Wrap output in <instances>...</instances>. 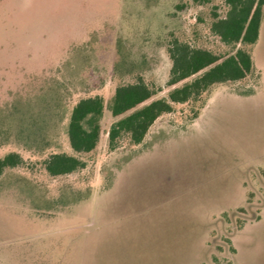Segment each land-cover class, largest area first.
<instances>
[{"label":"rangeland","instance_id":"obj_1","mask_svg":"<svg viewBox=\"0 0 264 264\" xmlns=\"http://www.w3.org/2000/svg\"><path fill=\"white\" fill-rule=\"evenodd\" d=\"M214 12L222 0H0V157L26 160L0 178V264H264V16L246 79L175 104L139 145L112 151L103 131L85 168L44 166L73 153L61 116L80 98L109 103L139 76L167 94L173 36L228 52Z\"/></svg>","mask_w":264,"mask_h":264},{"label":"trees","instance_id":"obj_2","mask_svg":"<svg viewBox=\"0 0 264 264\" xmlns=\"http://www.w3.org/2000/svg\"><path fill=\"white\" fill-rule=\"evenodd\" d=\"M194 1L211 3L213 0ZM222 1L226 12L224 15L214 12L209 29L230 47L228 52L217 53L173 36L168 45L172 66L167 94L157 96L160 89L139 76L136 82L118 85L109 103L102 95L80 98L69 114L64 111L61 116L62 121L68 120L66 134L73 153H51L44 161L47 172L60 176L85 168L87 161L81 154L97 148L103 131L108 134L112 151L124 138L132 145H139L161 116L175 110V104L200 102L214 85L246 79L254 68L250 47L260 36L264 0ZM25 163L19 152L6 153L0 157V178L6 169Z\"/></svg>","mask_w":264,"mask_h":264},{"label":"crops","instance_id":"obj_3","mask_svg":"<svg viewBox=\"0 0 264 264\" xmlns=\"http://www.w3.org/2000/svg\"><path fill=\"white\" fill-rule=\"evenodd\" d=\"M108 23H109V22H108V19H106V21H104V23H103V26L106 25V24H108ZM100 29H101V28H100ZM87 37H88V36H87ZM87 37H86V38H87Z\"/></svg>","mask_w":264,"mask_h":264}]
</instances>
